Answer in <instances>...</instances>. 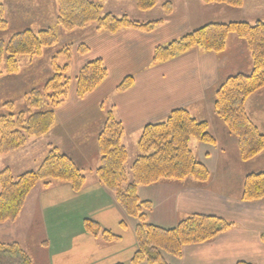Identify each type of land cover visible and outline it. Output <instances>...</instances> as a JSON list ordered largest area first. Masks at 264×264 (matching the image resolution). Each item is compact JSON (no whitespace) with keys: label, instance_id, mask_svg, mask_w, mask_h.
<instances>
[{"label":"crops","instance_id":"1","mask_svg":"<svg viewBox=\"0 0 264 264\" xmlns=\"http://www.w3.org/2000/svg\"><path fill=\"white\" fill-rule=\"evenodd\" d=\"M15 2L19 6L20 3ZM55 4L53 0L51 13V0H41V23H49L51 19V23L57 26ZM126 4L139 14L133 0H115L114 4L111 0H105L101 11L117 17L126 16L122 10ZM180 8L185 9L181 16H171L170 13L165 19L160 17L162 24L149 33L126 29L110 34L96 31L94 24L70 32L58 27L61 36L66 33L68 36L77 35L74 39L78 41L77 45L82 44L88 49L81 53L77 51V46L71 48L68 62L66 58L59 57L57 62L60 67L67 66L68 74L73 78L85 64L100 60L107 76L82 100L76 99L72 82L67 102L54 112L53 128L41 138L39 158L34 160L29 156L27 162L25 156L20 162L40 163L48 149L53 148L68 156L84 176V184L79 192H74L68 184L55 182L48 188L41 186L37 189L42 227L48 237L43 242V249L50 264H128L136 250V220L125 215L113 193L95 175L99 166L97 137L108 114L123 128L121 145L126 151L128 146L135 150L146 125L165 121L177 109H185L194 120L205 122L207 129L212 133L218 132L231 150L237 149L236 139L229 135L223 122L213 112V97L217 87L226 78L251 71V59L245 44L230 36L220 54L195 48L164 63H153L152 56L156 47L202 27L206 23V11L220 16L215 22L254 24L264 21V0H243V6L239 9H231L222 4L204 5L201 0H185L181 2ZM246 10L252 14L247 19L232 18L233 12L245 13ZM16 12L22 19L27 18L24 15L26 11L20 12L17 9L11 10L10 15L14 16ZM199 14L203 17H199ZM135 21L145 23L153 20L146 18ZM59 53L61 56L62 53ZM48 71L46 67L43 81ZM126 77L133 78L132 86L124 92H115ZM255 96L249 97L254 101H245L244 109L249 120L264 135V120L261 124L263 130H259L253 118L255 110H263L259 97ZM192 140L197 144L192 143ZM190 144L196 151L202 152V157L210 156L208 152H203L206 149L204 143L191 139ZM217 144L215 140V148ZM193 155L196 159V154ZM18 157L17 154L8 155L5 159L8 163H17ZM217 158L216 163L205 166L210 175L205 183L188 178L181 182L163 181L137 190L139 200L151 204V209L145 212L146 220L151 225L172 229L190 215L213 216L231 224L230 229L209 242L184 246L178 259L165 256L167 264H264V243L261 240L264 235V199L241 202L240 187L246 176L243 174L238 176L240 186L235 194L224 187L216 188L214 183L217 182V176L213 177V174L219 169V163H226L220 159V153ZM198 162L204 163L200 160ZM227 163L229 170L231 163ZM245 164L248 169L249 163ZM250 164L253 169L250 174L264 172V163ZM46 200L53 201L55 206L51 210L46 211ZM46 215L50 225L45 221ZM85 220L97 223L101 230L118 236L119 240L108 243L100 237L89 235L84 230ZM121 223L125 226H121ZM48 233L53 234L51 239Z\"/></svg>","mask_w":264,"mask_h":264},{"label":"trees","instance_id":"2","mask_svg":"<svg viewBox=\"0 0 264 264\" xmlns=\"http://www.w3.org/2000/svg\"><path fill=\"white\" fill-rule=\"evenodd\" d=\"M104 0H56L57 26L66 32L83 29L94 24L96 31L115 34L132 29L152 32L163 20L141 23L126 16L101 14ZM204 4H222L234 9L243 6V0H201ZM140 12L152 10L157 0H133ZM166 14L171 5H163ZM2 6L0 4V27ZM236 37L245 44L251 59L248 74H235L217 87L213 97V112L223 122L229 135L236 139L240 159L248 162L264 151V135L249 120L245 101L264 89V21L208 23L188 32L176 40L158 46L153 51V63H164L199 48L204 52L220 54L227 39ZM52 28L38 31L24 29L4 43L0 41V67L7 66L6 73L17 70L20 57H38L43 49L58 43ZM79 51L85 53L86 47ZM67 51L61 48V53ZM54 60V59H53ZM1 75V72H0ZM107 71L100 60H94L80 68L75 79V97L82 100L91 94L106 78ZM71 79L66 66L51 61V75L40 91H31L26 98V110L0 115V157L18 151L30 138L45 136L55 122L54 112L68 98ZM133 84L132 77L124 78L115 92H124ZM44 103L45 110H41ZM123 128L111 114L97 137L99 166L95 171L98 181L111 193L125 215L136 220L134 228L136 250L128 264H167L165 256L180 258L184 246L202 244L213 240L231 228V224L217 217L190 215L172 229L151 225L145 212L151 209L147 201H140L139 187H149L163 181L181 182L191 178L205 183L209 172L199 163L189 148V141L213 145L215 140L207 132V124L194 120L185 109L172 111L165 121L146 125L137 142L138 156L126 169L128 153L121 145ZM53 182L70 185L79 192L84 176L66 155L50 148L35 171L25 172L14 178L9 169L0 172V224L13 223L22 211L25 201L37 184L48 188ZM264 199V172L248 174L244 178L240 200L255 202ZM125 226L124 223L120 224ZM84 230L93 237L111 243L119 237L103 231L97 223L85 220ZM264 243V235L261 236ZM0 264H32L29 255L18 244L0 243ZM247 264V263H238Z\"/></svg>","mask_w":264,"mask_h":264},{"label":"rangeland","instance_id":"3","mask_svg":"<svg viewBox=\"0 0 264 264\" xmlns=\"http://www.w3.org/2000/svg\"><path fill=\"white\" fill-rule=\"evenodd\" d=\"M15 1L20 3L19 6H16ZM52 1L53 0H51V5H52ZM54 1L56 2V0ZM157 1L158 2L155 5V7L152 10L147 11V12H138L139 14H137L133 10H131L127 4H126L125 9H122V10L123 12H126V17L131 21H134L137 19L142 20L146 18H149L150 21L152 20L156 21L158 19L160 20V17L164 19L169 17L170 13H171V16L172 14L174 16H177V15L181 16V14L185 12V9L180 8L181 2L185 0H157ZM103 2H102V5H103ZM167 2H170L169 4L171 5V12L169 14H166L165 9H163V5ZM111 3L114 4L115 0H111ZM0 4L2 6V14H1L2 15L1 20L3 21L2 26H4L3 28L0 27V41L1 42L6 43L12 35L18 32H21L24 29L38 31V30L45 29L44 27L46 28L50 27L53 30H55V32L57 33L58 39H59L56 45L52 46L51 48L43 49L41 52V55L38 57H27V56L20 57L17 63V70L13 73H6L7 66L4 63V61L2 62L1 67H0V72H1V75H0V115L2 114L4 115V114H8V111H10L9 109L10 106L12 107L11 110L13 109L12 112L25 111L26 103H27L26 98L28 97L29 93L34 90L40 91L44 83L47 81V79L51 75V61H54L57 66H60L59 62H57L59 57L66 58L68 62L71 56L70 55L71 48L77 46V51H78L80 49L79 47L83 45L82 44L77 45L78 41L76 40L74 41L77 35L68 36V33H66L65 36H61L59 33L58 26L55 25L56 26L55 27L53 23H51L52 21L51 19L49 23H46L47 25L45 23H41V0H0ZM111 7L113 6L111 5ZM14 9H17L20 12L26 11L24 15L27 16V18L22 19L20 17V14H18L17 12L15 13L16 15L11 16L10 12L11 10H14ZM55 9H56V18H57V5ZM51 13H53V5H52ZM228 13H232V11H229ZM101 14H103L102 11H101ZM158 14H160V16H157ZM140 15H142V17H140ZM251 15L252 14H249V12L247 13V10L245 11V13L243 12L234 13L233 12L232 18H246L247 19ZM198 16L203 17L200 14ZM51 17H53V15ZM218 18H220L219 15L212 14L211 12L206 11V15L204 16V23L205 22L206 23L204 25L215 22L216 19ZM62 47H66L67 51L62 52V55L59 56L60 55L59 52L61 51ZM46 67L49 68V71H48L49 74L46 80L43 81L44 69ZM67 75L69 76L68 69H67ZM76 76H77L76 74H75V77L73 78L69 76V78L74 83V85L76 84L75 83ZM255 95L259 97L258 99L260 100V105L263 107V110L261 112L255 110L254 111L255 114L253 115V118L260 128L259 130H263V127L261 124L264 120V89ZM249 99L251 98H248V101ZM250 101L252 102L254 100L251 99ZM246 105L247 107L249 106L248 103ZM252 106L254 107V104H252ZM45 109L46 107L44 106V103H43L41 106V110H45ZM207 130H208L207 132L218 143L217 148H215V143L213 145L205 144L206 149H204L203 152L204 153L208 152L210 154L209 157L206 158V155L204 154H203L204 156L202 157L201 156L202 152L196 151L193 145L190 144L189 147L191 148V150H193V153L196 154V160L198 161L200 160L204 162L201 164L206 167L212 165L213 163H216V160L218 159L217 156L220 153L221 155L220 159L225 160L226 163H219L218 165L219 169L217 170V172L213 174V177L217 176V182L214 183L215 187L219 189L220 187L222 188L224 187V189L231 191L232 194H235V192L237 191V188L240 186L238 176L240 174H243V176L245 175L247 176L248 174H250L249 172H253V169H251L250 163H264V154L257 156L256 158L248 162H243L240 159L238 150L237 149H235L234 151L231 150V148L225 144L224 140L222 139V137L220 136L218 132H215L213 130L215 133L214 132L212 133L211 131H209V129ZM41 138L42 137L30 138L27 140L26 144L18 151L1 156L0 157V172L5 168L9 169L12 176L16 178L25 172L35 171L42 161H40V163H27V162L29 161L30 157H32L34 160L39 158L41 154ZM31 141H34V142L30 145L29 143ZM192 141H193L192 143H194L195 145L197 144V142H195L194 140ZM127 153H128V159H127L126 169H129V166L131 165V163L138 156L137 147L134 150L130 146H128ZM214 153H215V156H214ZM16 154L19 155L17 159L18 160L17 163H8V161L5 159V156L16 155ZM24 158L27 159V162L20 163L21 160ZM227 162L231 163V167L229 168V170L227 169V164H228ZM245 163H249L247 164L248 169ZM229 171H230V174H228ZM38 188H41V183L37 184L36 187L32 189V191L30 192V194L28 195L25 201V205L22 211L20 212L19 216L13 223L0 224V243L6 244V245L18 244L29 255L32 264H47V263L50 264L49 258H47L46 252L43 249V242H46L48 240V237H46V233L42 227L41 211L39 210L40 209L39 202L37 201V197L39 196V192L37 191ZM241 188L242 187H240V189ZM54 206L55 205L53 201H48V200L45 201L46 211ZM44 218L47 224L50 225L49 220H48L49 217L46 215L44 216ZM48 234H49V239H51L53 234L52 233H48ZM166 257L169 258V256H166Z\"/></svg>","mask_w":264,"mask_h":264}]
</instances>
